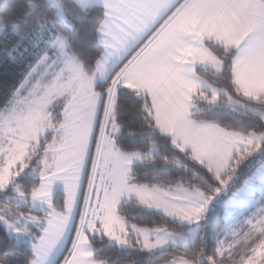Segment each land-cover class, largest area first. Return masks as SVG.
Listing matches in <instances>:
<instances>
[{"label":"snow or ice","instance_id":"obj_1","mask_svg":"<svg viewBox=\"0 0 264 264\" xmlns=\"http://www.w3.org/2000/svg\"><path fill=\"white\" fill-rule=\"evenodd\" d=\"M0 264H264V0H0Z\"/></svg>","mask_w":264,"mask_h":264},{"label":"trees","instance_id":"obj_2","mask_svg":"<svg viewBox=\"0 0 264 264\" xmlns=\"http://www.w3.org/2000/svg\"><path fill=\"white\" fill-rule=\"evenodd\" d=\"M4 72H5V69L0 68V94H2L6 86L10 85L15 79L13 70H8L7 76L4 75Z\"/></svg>","mask_w":264,"mask_h":264}]
</instances>
